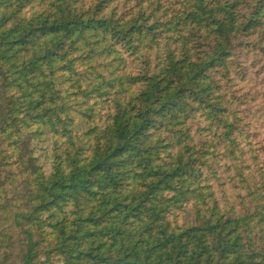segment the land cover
<instances>
[{"label":"trees","instance_id":"16d2710c","mask_svg":"<svg viewBox=\"0 0 264 264\" xmlns=\"http://www.w3.org/2000/svg\"><path fill=\"white\" fill-rule=\"evenodd\" d=\"M241 75L264 0H0V264H264Z\"/></svg>","mask_w":264,"mask_h":264},{"label":"rangeland","instance_id":"374dc122","mask_svg":"<svg viewBox=\"0 0 264 264\" xmlns=\"http://www.w3.org/2000/svg\"><path fill=\"white\" fill-rule=\"evenodd\" d=\"M243 76L241 75L240 77H236L234 76L235 79V89L239 91L240 94L248 93V94H252L255 99L256 102L258 103H264V84L263 83H258V82H252L248 79L243 80ZM264 123V121H262L261 123L258 124V127H261V125ZM252 133H255L254 131H252ZM260 139V137H256L255 142H257ZM178 220V224L179 226H181L184 222L185 219L183 217H179L177 218Z\"/></svg>","mask_w":264,"mask_h":264}]
</instances>
